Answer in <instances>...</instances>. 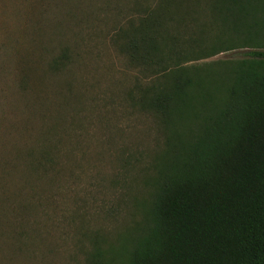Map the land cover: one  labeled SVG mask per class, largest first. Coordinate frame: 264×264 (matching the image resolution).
Here are the masks:
<instances>
[{"label":"rangeland","instance_id":"374dc122","mask_svg":"<svg viewBox=\"0 0 264 264\" xmlns=\"http://www.w3.org/2000/svg\"><path fill=\"white\" fill-rule=\"evenodd\" d=\"M159 1L0 0V264H92L95 242L118 247L142 225L172 131L131 106L128 93L152 78L122 46ZM195 1L172 32L213 38L220 23ZM244 51L188 66L221 71ZM46 142L59 165L28 172Z\"/></svg>","mask_w":264,"mask_h":264},{"label":"trees","instance_id":"16d2710c","mask_svg":"<svg viewBox=\"0 0 264 264\" xmlns=\"http://www.w3.org/2000/svg\"><path fill=\"white\" fill-rule=\"evenodd\" d=\"M206 3L213 38L172 32L195 0L149 4L125 34L122 50L152 78L128 93L131 106L161 116L172 138L142 225L118 247L95 242L92 264H264V0ZM235 48L245 51L224 70L188 66ZM39 146L28 172L48 176L59 146Z\"/></svg>","mask_w":264,"mask_h":264}]
</instances>
